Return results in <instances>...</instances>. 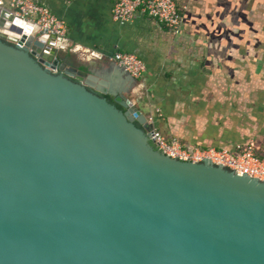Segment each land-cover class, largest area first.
<instances>
[{
  "label": "water",
  "instance_id": "95a60500",
  "mask_svg": "<svg viewBox=\"0 0 264 264\" xmlns=\"http://www.w3.org/2000/svg\"><path fill=\"white\" fill-rule=\"evenodd\" d=\"M57 39L0 6V264H264V182L163 154Z\"/></svg>",
  "mask_w": 264,
  "mask_h": 264
},
{
  "label": "crops",
  "instance_id": "0c3cea01",
  "mask_svg": "<svg viewBox=\"0 0 264 264\" xmlns=\"http://www.w3.org/2000/svg\"><path fill=\"white\" fill-rule=\"evenodd\" d=\"M32 1L67 22L56 48L76 81L128 97L185 145L254 142L264 152V0H179L180 32L143 15L117 24L116 0ZM117 52L144 60L145 76L134 80L119 68L111 60Z\"/></svg>",
  "mask_w": 264,
  "mask_h": 264
},
{
  "label": "built area",
  "instance_id": "2783aa9c",
  "mask_svg": "<svg viewBox=\"0 0 264 264\" xmlns=\"http://www.w3.org/2000/svg\"><path fill=\"white\" fill-rule=\"evenodd\" d=\"M0 6L6 7L13 16L30 26L31 30L47 33L57 38L68 34L67 22L55 15L49 8L32 0H0ZM139 15L159 21L166 28L180 32L184 23V15L179 0H116L112 16L120 25L133 23ZM20 48L23 45L18 44ZM119 68L134 80H141L147 73V65L139 56L129 52H117L112 59ZM154 125L151 141L166 156L182 162L203 164L204 160H212V165L223 166L224 169L239 176L248 175L264 182V152L254 142L237 144L230 148H199L183 144L178 138H167Z\"/></svg>",
  "mask_w": 264,
  "mask_h": 264
},
{
  "label": "trees",
  "instance_id": "16d2710c",
  "mask_svg": "<svg viewBox=\"0 0 264 264\" xmlns=\"http://www.w3.org/2000/svg\"><path fill=\"white\" fill-rule=\"evenodd\" d=\"M102 96H104V95H102ZM104 97H106L111 103L115 104L116 106H118L120 109L123 110V108L119 105V103H117V100H118L117 98L110 96V95H106Z\"/></svg>",
  "mask_w": 264,
  "mask_h": 264
},
{
  "label": "flooded vegetation",
  "instance_id": "af4514ba",
  "mask_svg": "<svg viewBox=\"0 0 264 264\" xmlns=\"http://www.w3.org/2000/svg\"><path fill=\"white\" fill-rule=\"evenodd\" d=\"M120 101H121V100H120V99H118V100H117V103H120Z\"/></svg>",
  "mask_w": 264,
  "mask_h": 264
},
{
  "label": "rangeland",
  "instance_id": "374dc122",
  "mask_svg": "<svg viewBox=\"0 0 264 264\" xmlns=\"http://www.w3.org/2000/svg\"><path fill=\"white\" fill-rule=\"evenodd\" d=\"M219 149H221V148H219Z\"/></svg>",
  "mask_w": 264,
  "mask_h": 264
}]
</instances>
